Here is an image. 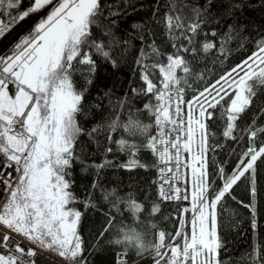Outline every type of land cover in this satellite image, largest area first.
Listing matches in <instances>:
<instances>
[{
  "label": "snow or ice",
  "instance_id": "1",
  "mask_svg": "<svg viewBox=\"0 0 264 264\" xmlns=\"http://www.w3.org/2000/svg\"><path fill=\"white\" fill-rule=\"evenodd\" d=\"M21 4L22 0H0V264H39L44 252L59 257V264H87L79 231L84 212L72 206L78 201L66 178L77 159L74 145L84 134L77 121L83 93L74 88L71 77L78 65L95 72L93 52L110 59L105 45L92 35L102 5L100 0H30L20 11ZM211 6L212 0H207L203 7L178 8L173 0L157 22L173 51L166 54L153 43L148 50L141 49L137 58L143 85L133 91L154 98V104L143 105L154 123L143 124L130 116L123 129L129 137L142 136V144H129L123 138L114 142L130 155L121 165L129 170L148 167L137 159L141 147L152 154L158 199L176 204L178 226L172 232H155L153 241L145 243L142 233L121 225L122 239L111 241L124 245L116 253L115 264H128L129 246L137 255L151 251L153 264H221L220 209L229 197L235 200L232 193L244 180L251 202L243 207L252 217V231L258 228L256 176L257 162H264V126H258L256 119L245 127L238 121L256 95L252 82L264 85V36L242 62L202 87H193L189 82L194 74L192 61L200 52L208 54L217 48L209 37H220L218 50L224 56L225 42L239 35L235 24L227 25L222 34L216 29L204 31ZM239 7L231 5L230 14ZM186 8H190L188 14L183 11ZM45 9L46 15L40 16ZM32 16L37 19L26 25ZM196 79L204 80V75ZM259 118L264 119V111ZM214 123L223 140L239 145L231 153L235 161L231 171L209 156L224 147L212 130ZM119 126L115 120L108 125L112 132ZM153 128L155 135L150 133ZM106 139L109 146L104 152L111 153L112 135ZM91 188L82 203L85 210L95 209L104 216L103 237L115 224V213L121 212L120 198L113 201L114 193L102 190V201L109 204L104 211L92 201L99 181ZM127 209L139 214L141 204L128 197ZM159 212L160 205L153 204L150 214ZM251 260L264 264V248L254 245ZM51 264L57 261L52 259Z\"/></svg>",
  "mask_w": 264,
  "mask_h": 264
},
{
  "label": "trees",
  "instance_id": "2",
  "mask_svg": "<svg viewBox=\"0 0 264 264\" xmlns=\"http://www.w3.org/2000/svg\"><path fill=\"white\" fill-rule=\"evenodd\" d=\"M102 15L98 18L97 25L92 28L93 39L105 45L110 52V59L105 60L93 52L96 61L95 72H89L87 66L78 65L72 74L74 88L83 93L81 111L77 114L78 124L84 129L74 145V155L71 173L68 180L72 182L71 191L77 197L72 206L84 212L79 231L85 241L83 253L87 264H115L116 253L124 250V245H114V239H122L121 225L134 228L144 235L145 243L153 241L154 233L160 230L172 232L178 226L175 219L177 206L173 202L161 201L156 196L157 170L153 167L154 157L142 147L137 153L139 163L148 167H134L127 169L121 165L131 158L127 152L118 149L114 141L126 139L129 144L141 145L142 136L129 137L123 129L131 116L143 124L154 123L152 116L143 109L145 103H155L151 94L144 95L133 91L142 88L139 65L136 63L141 49L148 50L147 46L155 45L164 53L172 52L171 43L166 31L158 20L172 7L173 0H100ZM30 0H22L20 11L29 6ZM207 0H175L177 7L182 5L203 7ZM241 5L230 14V6ZM185 14L190 8L183 9ZM115 13V15H112ZM210 23L205 27V32L216 28L221 34L227 30V25L235 24L239 35L225 42L226 51L233 52L234 56L246 59L256 50L255 41L264 36V0H212L209 10ZM114 21V22H113ZM111 35H107V32ZM203 39V37H201ZM210 39V38H209ZM111 42V47L108 45ZM216 48L210 53L200 54L192 61L193 76L189 82L193 87H202L208 80L218 76L229 67L224 66V58ZM115 61V65H113ZM235 64H231L234 66ZM204 75V80H197L196 76ZM158 75V73H157ZM91 81V83H89ZM253 86L256 95L247 112L238 121L245 127L256 119L258 126H264V119L260 113L264 111V85L254 80ZM190 95V93H189ZM120 125L115 132L109 129L112 121ZM96 128V132L92 129ZM212 130L217 133L224 145L209 156L228 171L235 165L231 156L239 145L223 140L220 136L218 124H212ZM91 133V135H89ZM152 135L155 129H150ZM112 135L113 143L111 153H105L108 147L107 137ZM107 161L104 168L96 166ZM257 224L255 232L250 227L252 219L249 210L243 207L251 202L248 192V181L244 180L235 187L232 195L224 201L220 209L219 234L223 244L220 251L221 264H252L251 254L254 245L264 248V162H257ZM99 181L100 188L96 189L93 203L100 204L104 211L109 204L102 201L103 191L113 192L110 198L115 201L120 198L118 207L121 212L115 213L116 222L113 227L100 237L104 216L97 214L95 209L85 210L82 201L89 192L92 184ZM131 197L136 203L141 204L139 214L130 213L127 209V199ZM242 202V203H241ZM160 205V212L154 216L150 214L153 204ZM186 202L181 204L184 206ZM155 224L156 228L151 226ZM174 234V233H173ZM128 264H153L151 251L137 255L136 249L129 246L127 255Z\"/></svg>",
  "mask_w": 264,
  "mask_h": 264
},
{
  "label": "bare ground",
  "instance_id": "3",
  "mask_svg": "<svg viewBox=\"0 0 264 264\" xmlns=\"http://www.w3.org/2000/svg\"><path fill=\"white\" fill-rule=\"evenodd\" d=\"M212 29H216V28L211 27L210 31ZM209 38L212 39L213 42L217 44V49H219L220 37L218 36L216 38H211V37H209ZM225 52H226V55H225L226 57L224 58V61H223L225 67H229L230 68L231 64H237V63H240V62L243 61V57L242 56H234L233 52H231L230 50L229 51H225ZM156 196H157V190H156Z\"/></svg>",
  "mask_w": 264,
  "mask_h": 264
},
{
  "label": "built area",
  "instance_id": "4",
  "mask_svg": "<svg viewBox=\"0 0 264 264\" xmlns=\"http://www.w3.org/2000/svg\"><path fill=\"white\" fill-rule=\"evenodd\" d=\"M10 39H11V37L8 40L4 41V43H8V41ZM52 259L56 260L57 264H59L60 259L57 257H54L52 254H50L48 252H44L38 257L39 264H51Z\"/></svg>",
  "mask_w": 264,
  "mask_h": 264
},
{
  "label": "rangeland",
  "instance_id": "5",
  "mask_svg": "<svg viewBox=\"0 0 264 264\" xmlns=\"http://www.w3.org/2000/svg\"><path fill=\"white\" fill-rule=\"evenodd\" d=\"M44 11H45V10H44ZM45 12L47 13V11H45ZM43 14H44V12H41V13H40V16L43 15ZM33 17H34V16L30 17V18H31V21H32ZM34 20H35V18H34ZM24 23H25L26 25H28V23L30 24L31 22L28 21V22H24ZM25 30H26V29H25ZM9 38H10V37H9ZM9 38H8V39H9ZM8 39H6V40H8ZM6 40H5V41H6Z\"/></svg>",
  "mask_w": 264,
  "mask_h": 264
}]
</instances>
